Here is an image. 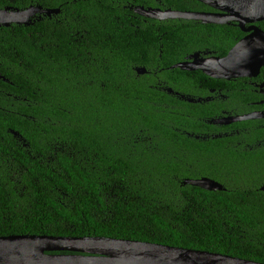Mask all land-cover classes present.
Returning <instances> with one entry per match:
<instances>
[{
    "label": "trees",
    "instance_id": "obj_1",
    "mask_svg": "<svg viewBox=\"0 0 264 264\" xmlns=\"http://www.w3.org/2000/svg\"><path fill=\"white\" fill-rule=\"evenodd\" d=\"M38 5L62 13L0 28V237H104L264 264V129L210 124L234 107L188 100L228 86L242 102L241 85L171 69L225 57L246 34L131 10L209 9L197 0H0ZM203 178L225 191L183 185Z\"/></svg>",
    "mask_w": 264,
    "mask_h": 264
},
{
    "label": "water",
    "instance_id": "obj_2",
    "mask_svg": "<svg viewBox=\"0 0 264 264\" xmlns=\"http://www.w3.org/2000/svg\"><path fill=\"white\" fill-rule=\"evenodd\" d=\"M218 11L217 13H193L145 7L132 8L146 19L156 21L185 20L205 25L237 24L246 33L225 58H203L201 53L173 66L187 72L201 71L217 80L256 78L264 68V30L258 24L264 22V0H197ZM38 12L30 8L20 11L14 8L0 10V28L12 25L30 26ZM47 15L59 10H47ZM138 75L148 73L137 68ZM172 92V90L170 91ZM191 103L197 100L189 99ZM201 101V100H199ZM262 113L227 116L210 121L212 125L227 126L263 118ZM184 186L199 187L210 192L225 191L219 182L203 178L186 179ZM264 192V187L262 188ZM0 264H262L221 254L175 248L139 241L116 240L104 237H55L18 235L0 237Z\"/></svg>",
    "mask_w": 264,
    "mask_h": 264
},
{
    "label": "flooded vegetation",
    "instance_id": "obj_3",
    "mask_svg": "<svg viewBox=\"0 0 264 264\" xmlns=\"http://www.w3.org/2000/svg\"><path fill=\"white\" fill-rule=\"evenodd\" d=\"M136 7H145V6H136ZM207 7L209 9L187 11V12H193V13H217L218 12V11L210 8L209 6H207ZM10 8H14V7H10ZM30 8H34V9L38 10V12L31 19V24L36 22V21L41 20L44 16H50V18L53 19L57 16H60L62 13V11L60 12V8H58L57 10H59L60 13L47 15L44 12L47 10L49 11V9H44V7L42 5L30 6V7H27L26 9H22V10L18 9V8H14V9H18L20 11H25V10L30 9ZM132 8H131V10H133ZM145 8L146 9H148V8L160 9L162 11L172 10V9L162 8V7H160V8L159 7H145ZM194 22H197V21H194ZM198 23H201V22H198ZM232 24H234V23H232ZM220 26H224V25H220ZM201 56L205 59L212 58V57H217V58H225L226 57V56L220 57V56L216 55V53H213V52H204V53H201ZM189 58L190 57L186 58L185 61L189 60ZM263 70H264V68L262 69L261 74L256 78H240V79H234L231 81L223 80V81H226L229 83L234 82L235 84L241 85V88L239 91H241L242 95H244V99H242V102H239L236 99H234L233 98L234 94H227V92H229L228 86L225 89H220L218 91L211 90L210 96H206L205 98L201 97L197 100V102H201V103L214 102V103H217L219 105H222L223 107H227V104H228V106L234 107V109L231 111H229L227 109L223 110L222 115H220L219 118L227 117V116H239V115L243 116V115L252 114V113H262L264 115V79H263L264 76H263ZM172 93H174V91ZM174 94L177 95L180 93H174ZM181 98H182V100L183 99L186 100L185 97H183V96ZM194 100H196V99H194ZM199 100H201V101H199ZM197 102H195V103H197ZM245 108H247L245 113L237 114V113L242 112ZM216 119H218V118H216ZM254 121L258 122L259 127L264 129V117L261 119H258V120H254ZM246 122H249V121H246ZM233 125L234 124L227 125V127H230ZM218 126L223 127L221 125H218ZM259 143H260L261 147L264 146V137H263L262 141Z\"/></svg>",
    "mask_w": 264,
    "mask_h": 264
}]
</instances>
